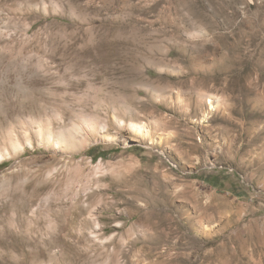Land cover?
Here are the masks:
<instances>
[{
    "label": "rangeland",
    "instance_id": "374dc122",
    "mask_svg": "<svg viewBox=\"0 0 264 264\" xmlns=\"http://www.w3.org/2000/svg\"><path fill=\"white\" fill-rule=\"evenodd\" d=\"M0 264H264V0H0Z\"/></svg>",
    "mask_w": 264,
    "mask_h": 264
},
{
    "label": "bare ground",
    "instance_id": "6f19581e",
    "mask_svg": "<svg viewBox=\"0 0 264 264\" xmlns=\"http://www.w3.org/2000/svg\"><path fill=\"white\" fill-rule=\"evenodd\" d=\"M173 56V51L169 50L166 52V54L162 57V59H158L157 61L159 62V64H164L165 61L168 62L167 58L172 57ZM167 64V63H166ZM189 74V73H188ZM167 77V74H160L158 75L157 79L161 80V79H165Z\"/></svg>",
    "mask_w": 264,
    "mask_h": 264
}]
</instances>
